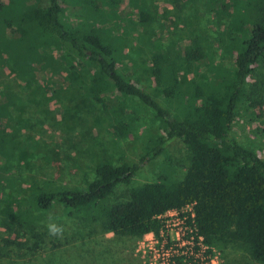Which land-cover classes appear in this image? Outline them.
I'll list each match as a JSON object with an SVG mask.
<instances>
[{"label":"trees","instance_id":"16d2710c","mask_svg":"<svg viewBox=\"0 0 264 264\" xmlns=\"http://www.w3.org/2000/svg\"><path fill=\"white\" fill-rule=\"evenodd\" d=\"M47 1L44 11L36 10L27 17L28 25L40 33L48 48L61 45L75 56L76 64L69 68L83 73L81 92L110 115L120 116L112 124V134L121 139L128 133V125L121 118L127 107L124 99L135 98L155 112L164 138L152 140L138 163L98 165L96 177L85 187L43 189L24 199L3 202L4 189H19L21 185L18 178H6L18 154L14 147L18 134L9 130L14 124L10 109L14 100L7 96L0 110L8 117L5 122L0 120V228L4 235L0 239V264H44L39 256L46 245L45 222L54 209L67 216L81 215L104 232L140 239L150 232L159 236L164 227L160 216L189 205L196 235L202 236L206 246L221 249L235 245L264 264V160L231 136L238 108L258 109L263 104L257 83L250 84L249 79L259 60H264V0H168L177 13L187 5H201L221 20L214 43L225 51L222 56L228 61L211 69L216 81L192 78L182 83L179 61L200 67L206 60L200 39L193 37L182 45L173 42L169 49H153L151 79L168 102L167 108L138 80L120 72L122 42L102 25L124 5L129 7L128 15L115 21L133 28L137 22L148 24L153 19L143 0H80L83 9L73 18L65 15L69 8L66 0ZM4 27L3 38L7 35ZM26 50L29 61L41 59ZM50 56L44 54L42 61ZM176 140H181L189 152L182 179H171L165 164L164 174L157 181L131 188L126 201L99 208L116 186L129 184L141 165Z\"/></svg>","mask_w":264,"mask_h":264},{"label":"rangeland","instance_id":"374dc122","mask_svg":"<svg viewBox=\"0 0 264 264\" xmlns=\"http://www.w3.org/2000/svg\"><path fill=\"white\" fill-rule=\"evenodd\" d=\"M66 1L69 8L65 15L78 16L84 3ZM143 1L153 19L148 24L137 22L133 28L126 22H117L128 15L129 7L124 5L102 25L122 42L120 72L138 80L150 96L167 108L168 102L152 83L149 62L152 50L169 49L173 42L182 45L198 37L206 60L200 67L179 61L181 82L192 78L216 81L211 69L228 61L222 56L225 51L214 43L222 23L201 5H187L182 13H177L168 0ZM47 7V0H0V110L6 105V97L13 96L14 105L10 109L14 124L9 130L18 134L14 145L18 154L6 178L21 180L19 189H4L3 202L24 199L43 189L85 187L96 177L98 165L138 163L152 140L164 138L155 112L135 98H123L127 107L121 118L128 125V133L121 139L112 134V124L120 116L110 115L81 92L83 73L69 68L70 64H76L75 56L61 45L48 48L40 33L28 25V16ZM134 19L136 22L137 18ZM3 27L7 31L4 38ZM26 49L41 59L29 61L24 54ZM47 53L50 59L43 62ZM249 83H257L262 107L238 108L231 136L264 160V60H259ZM0 120L5 122L8 117L0 113ZM188 155L181 140L171 142L162 154L141 165L129 184L116 186L99 208L126 201L131 188L157 181L164 174L165 164L171 179H182ZM50 217L61 223L64 233L54 240L46 232V245L41 249L42 257L39 256L44 264H148L143 253L147 250L145 236L135 239L107 233L98 224L87 223L81 215L67 216L60 209L48 214L45 226ZM162 220L169 225L165 228L169 239L175 238V231L182 226L178 224L180 216L171 212ZM3 236L0 228V239ZM203 250L211 252L199 255L190 264H261L235 245Z\"/></svg>","mask_w":264,"mask_h":264},{"label":"built area","instance_id":"2783aa9c","mask_svg":"<svg viewBox=\"0 0 264 264\" xmlns=\"http://www.w3.org/2000/svg\"><path fill=\"white\" fill-rule=\"evenodd\" d=\"M171 212L180 216L181 221L178 224L182 226L175 231V238H171V240L165 232V228L169 226L166 222L159 236L152 232L144 235L147 250H143V253L147 256L148 264H190V261L198 258L199 255L207 253V250H203L204 247L208 246L203 243L202 236L196 235L192 206L168 211L160 218L162 219ZM184 212H188L187 216H184ZM188 220L190 223L187 222Z\"/></svg>","mask_w":264,"mask_h":264},{"label":"clouds","instance_id":"9594fccd","mask_svg":"<svg viewBox=\"0 0 264 264\" xmlns=\"http://www.w3.org/2000/svg\"><path fill=\"white\" fill-rule=\"evenodd\" d=\"M46 229H47L48 235L51 237L60 238L63 236V233H64V227L54 222L52 217L49 218V221L46 224Z\"/></svg>","mask_w":264,"mask_h":264}]
</instances>
